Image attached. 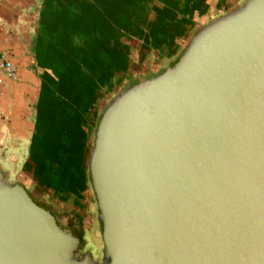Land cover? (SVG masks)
I'll use <instances>...</instances> for the list:
<instances>
[{"label":"water","instance_id":"1","mask_svg":"<svg viewBox=\"0 0 264 264\" xmlns=\"http://www.w3.org/2000/svg\"><path fill=\"white\" fill-rule=\"evenodd\" d=\"M87 178L99 262L0 166V264H264V0L105 105Z\"/></svg>","mask_w":264,"mask_h":264},{"label":"crops","instance_id":"2","mask_svg":"<svg viewBox=\"0 0 264 264\" xmlns=\"http://www.w3.org/2000/svg\"><path fill=\"white\" fill-rule=\"evenodd\" d=\"M244 1L0 0V55L17 70L15 81H0V166L8 179L38 200L55 196L52 204L64 202L94 222L87 158L105 105L123 88L174 63L201 27ZM49 88H57L58 96ZM53 102L67 135H84L86 185L80 193H55L29 169L37 116L43 129Z\"/></svg>","mask_w":264,"mask_h":264},{"label":"trees","instance_id":"3","mask_svg":"<svg viewBox=\"0 0 264 264\" xmlns=\"http://www.w3.org/2000/svg\"><path fill=\"white\" fill-rule=\"evenodd\" d=\"M50 92L58 96L57 88H49ZM60 109L53 102L51 110L47 114V119L43 121L44 128L41 127V120L37 116V131L35 136H33V144L30 153V159L33 163L29 169L33 171L37 177L39 183L58 194H71V193H80L85 189V176L84 169L82 168L83 158H84V135L82 134H73L71 131L67 135V125H59L61 132L63 133V138H57L53 136V139L50 140V145L47 147L43 145V140L38 141L37 135H40V130L43 134L48 137V140L52 137V130L56 127L57 118ZM80 135L82 138H80ZM44 139V136H41ZM75 147V145H77ZM77 158L81 159V164L78 167V173L75 174L72 172V159ZM51 174L52 179L48 177Z\"/></svg>","mask_w":264,"mask_h":264},{"label":"rangeland","instance_id":"4","mask_svg":"<svg viewBox=\"0 0 264 264\" xmlns=\"http://www.w3.org/2000/svg\"><path fill=\"white\" fill-rule=\"evenodd\" d=\"M48 95L49 94H48L46 88H43L42 99L47 98ZM60 107H62V106H60ZM61 109H62V111H64V113L66 115L71 116V113L66 111L63 107ZM57 116H59V114ZM58 121H59V124H58ZM73 121L71 122L72 124H73ZM57 124L58 125H56L55 128H53V126H50V129L52 130L51 133L53 135L49 140H48L47 136L42 135L41 133H39L40 135L36 136L38 141H41V140L44 141L43 142L44 146L47 147L48 145H50V140L53 139V136H56L58 139L61 137L63 138V136H61V135H63V133L61 132L62 127H60L59 125L64 126V120H62L60 116L57 118ZM41 136H44V139ZM80 138H82L81 135H80ZM77 146H78V144L75 145V147H77ZM80 160H81L80 158L77 159L74 157L72 159L71 169H72V172L75 174L78 173V167L77 166H79V164H81ZM82 168L84 169L83 163H82ZM48 177L52 179L53 176L51 174H49ZM33 193L36 194L35 192H33ZM30 194H32V192H30ZM50 199H51L50 201L53 200L52 202L55 201V203H56V200H54L55 196H52ZM37 201H39L42 205H45V206L49 205V208L53 209V211L59 215V220L62 221L63 219L65 220V218L67 219V217H68L71 219V222L73 221V222L77 223V225L79 224L78 225V227H79L78 232L80 234L79 236L81 237V239L83 240V243H84L83 247L81 249V252H91V255L95 261L99 262L101 260L102 248H101L99 224H98L97 219H96L97 212H96L95 208L93 209V205H90V208L92 209L91 211L94 212V215H95L94 222H92L93 219L91 218V216L89 214H86L87 217L85 218V220H86L85 221L83 218L84 216H82L84 214L76 212L75 210H73L74 208L72 206L65 208L64 202H63V206L62 205L58 206L57 204H54V203L52 204V202H50V201L44 202V201H41L38 199H37ZM52 205H56V207H54ZM82 211H83V209H82Z\"/></svg>","mask_w":264,"mask_h":264},{"label":"built area","instance_id":"5","mask_svg":"<svg viewBox=\"0 0 264 264\" xmlns=\"http://www.w3.org/2000/svg\"><path fill=\"white\" fill-rule=\"evenodd\" d=\"M1 79L11 81H15L17 79L16 68L5 55H0V81Z\"/></svg>","mask_w":264,"mask_h":264},{"label":"flooded vegetation","instance_id":"6","mask_svg":"<svg viewBox=\"0 0 264 264\" xmlns=\"http://www.w3.org/2000/svg\"><path fill=\"white\" fill-rule=\"evenodd\" d=\"M30 195H31V197H32V199H33L34 201H36L39 205H41V206H43V207L49 209V210L54 214V216L57 218V220L59 219V215H58L57 213H55L51 208H49V207H47V206H45V205H42L39 201H37V199H36L32 194H30ZM74 223H75V222H74ZM78 225H79V224H78ZM78 225H77V223H75V224H73L72 228H73V231L79 236L80 234H79V232H78V229H79ZM79 237H80V236H79Z\"/></svg>","mask_w":264,"mask_h":264}]
</instances>
